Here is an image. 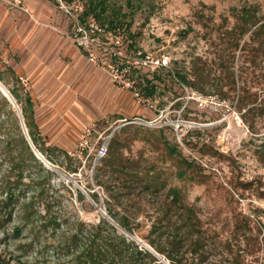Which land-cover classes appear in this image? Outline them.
<instances>
[{"label": "rangeland", "instance_id": "obj_1", "mask_svg": "<svg viewBox=\"0 0 264 264\" xmlns=\"http://www.w3.org/2000/svg\"><path fill=\"white\" fill-rule=\"evenodd\" d=\"M73 1L84 8L85 0H0L5 87L13 85L8 65L23 78L46 144L67 150L77 165L63 171L49 161L54 173L46 197L16 205L3 235L0 230V264H81L75 256L104 216L97 206L105 211L103 189L93 180L106 154L98 156V149H107L120 127L122 159L151 165L165 187L136 186L124 196L132 204L117 209L140 224L129 233L114 221L118 233L148 248L145 235L164 207L158 201L174 185L180 211L193 208L205 236L203 264H264V54L255 49V25L241 35L238 18L244 10L251 13L248 24L264 17V0H106L104 25L119 19L115 27L128 53L148 50L169 59L165 67L126 71L137 85L142 77L155 84L141 99L68 35L73 17L61 2Z\"/></svg>", "mask_w": 264, "mask_h": 264}, {"label": "trees", "instance_id": "obj_2", "mask_svg": "<svg viewBox=\"0 0 264 264\" xmlns=\"http://www.w3.org/2000/svg\"><path fill=\"white\" fill-rule=\"evenodd\" d=\"M107 7L106 0H85L81 17L83 19L92 15L104 25L103 16ZM249 15L251 13L248 10L238 14V18L242 19L239 31L242 35L255 25L251 34L254 39L259 40L260 45L255 49L257 53L262 51L264 54V17L248 24ZM117 21H119L118 18H108L107 25L104 26L120 32L119 28L115 27ZM118 23L122 24L121 21ZM6 70L13 79V85L7 88L17 103L30 140L23 131L16 108L0 92V230L3 231L2 235L5 233L6 223L12 219L16 205L31 207L33 199H43L49 192V179L54 171L34 153L31 143L48 161L61 170L76 171L77 168V165L73 164V156L67 150L55 144H46L35 119L33 100L29 91L24 88L11 66L6 65ZM133 70L137 71L135 67ZM176 75L184 83H193L183 72L176 71ZM0 81L5 86L1 72ZM137 83L141 93L142 90L147 95L153 93L155 84L149 78H139ZM121 129L124 128L120 127L119 131ZM119 131L113 133L106 154L98 160L99 164L94 166L93 180L103 189L106 213L126 231L134 233L135 227L140 222L133 223L130 219L132 215L118 210L117 206L132 204L122 200L124 196L130 198L136 186L142 191L157 192L165 187V183L151 175V165L122 159L119 154L121 146ZM167 147L169 152L174 151L172 146ZM60 155H63V160L56 161ZM87 186L89 187V184ZM87 192L97 200V192L88 189ZM158 202L164 207L162 213L156 215L150 223L145 235L146 242L158 254H163L171 264H203L209 253L203 240L205 236L201 234L197 225L193 208L185 206L184 213L180 211L184 206L179 188L169 185L163 194L162 201ZM14 230L16 233L21 231L17 226ZM75 257L81 264H163L151 250L138 247L133 239H127L124 233H118L115 225L104 216H101L99 222L88 229L83 247Z\"/></svg>", "mask_w": 264, "mask_h": 264}, {"label": "built area", "instance_id": "obj_3", "mask_svg": "<svg viewBox=\"0 0 264 264\" xmlns=\"http://www.w3.org/2000/svg\"><path fill=\"white\" fill-rule=\"evenodd\" d=\"M72 5L61 2L65 11L73 17L68 35L82 49L88 60L101 64L108 71L112 81L130 88L141 99V92L135 83L136 80L126 76V71L130 66L150 67L152 69L165 67L169 64L168 57L141 49L128 53L127 49L123 47V38L118 30L105 27L93 16L82 19V3L73 1ZM75 9L79 10L76 11ZM119 60L124 63L118 65ZM19 78L24 84L23 78ZM105 152L106 146L103 144L98 149V156L104 155Z\"/></svg>", "mask_w": 264, "mask_h": 264}, {"label": "water", "instance_id": "obj_4", "mask_svg": "<svg viewBox=\"0 0 264 264\" xmlns=\"http://www.w3.org/2000/svg\"><path fill=\"white\" fill-rule=\"evenodd\" d=\"M0 89L2 91V93L13 103V105L16 106V108L18 109L17 103L15 102V99L13 98V96L11 95V93L9 92V90L0 82ZM19 112V111H18ZM20 116V114H19ZM20 120H21V125L23 128L24 133L26 134L27 138L29 139V136L27 134L26 128L24 126V123L22 121V118L20 116ZM30 140V139H29ZM31 143V141H30ZM31 148L33 149L34 153L43 161L44 164H46L48 167H51L49 161L46 160V158L34 147V145L31 143ZM97 208L100 210V212L106 216L111 222H113V224L115 223L114 220L106 213V211L102 210L99 206H97ZM120 227V226H119ZM121 228V227H120ZM146 245V244H145ZM146 247H148L149 250H151L154 254H156L161 260L162 257L159 256V254L154 251L150 246L146 245Z\"/></svg>", "mask_w": 264, "mask_h": 264}, {"label": "crops", "instance_id": "obj_5", "mask_svg": "<svg viewBox=\"0 0 264 264\" xmlns=\"http://www.w3.org/2000/svg\"><path fill=\"white\" fill-rule=\"evenodd\" d=\"M85 56H86V54H85ZM86 58H87V56H86ZM31 96V95H30Z\"/></svg>", "mask_w": 264, "mask_h": 264}]
</instances>
